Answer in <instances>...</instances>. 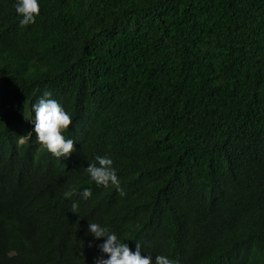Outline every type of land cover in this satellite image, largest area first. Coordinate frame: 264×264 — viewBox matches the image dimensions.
I'll return each instance as SVG.
<instances>
[{"label": "trees", "instance_id": "obj_1", "mask_svg": "<svg viewBox=\"0 0 264 264\" xmlns=\"http://www.w3.org/2000/svg\"><path fill=\"white\" fill-rule=\"evenodd\" d=\"M15 2L0 0V264L107 258L89 223L178 264H264V0H40L25 27ZM45 91L73 118L67 158L32 131ZM97 155L124 195L85 172Z\"/></svg>", "mask_w": 264, "mask_h": 264}, {"label": "clouds", "instance_id": "obj_2", "mask_svg": "<svg viewBox=\"0 0 264 264\" xmlns=\"http://www.w3.org/2000/svg\"><path fill=\"white\" fill-rule=\"evenodd\" d=\"M15 10L21 17L19 24L21 27L34 24L36 17L40 14V0H16ZM35 113L32 117V113ZM34 121L32 131L36 133V143L42 146L54 157L61 159L67 158L74 151V139L66 135L69 126L73 124V118L64 106L56 99L52 98V93L45 91L38 97L31 106V116L28 117ZM31 132L18 136V146H22L31 139ZM114 161L108 155H97L93 163L85 167V172L96 185L108 187L114 186L121 195H124L120 187L121 181L117 174V169L113 166ZM91 189L84 188L81 196L87 199L91 196ZM72 192H65L64 196L70 197ZM77 205L73 203L75 210ZM88 232L96 239L105 238L102 243L97 245L100 252L107 254L95 258L94 264H178L175 259L167 255L158 254L155 256L142 255L141 245L136 244L135 251L131 250L129 245L122 240L114 231L101 223H89ZM91 246V242H90Z\"/></svg>", "mask_w": 264, "mask_h": 264}]
</instances>
